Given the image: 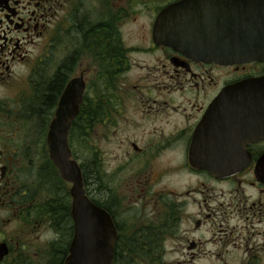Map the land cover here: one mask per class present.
Returning a JSON list of instances; mask_svg holds the SVG:
<instances>
[{
    "label": "flooded vegetation",
    "instance_id": "flooded-vegetation-1",
    "mask_svg": "<svg viewBox=\"0 0 264 264\" xmlns=\"http://www.w3.org/2000/svg\"><path fill=\"white\" fill-rule=\"evenodd\" d=\"M178 1L0 0V88L57 79L54 115L68 83L84 84L79 115L104 149L100 163L92 151L83 164L69 143L71 159L112 220L113 264L127 253L143 255L139 264H264V88L251 85L264 58L223 64L156 39ZM227 86L230 119L218 103ZM10 92L0 101V264H43L57 243L63 264L72 184L46 135L34 150L23 132L31 98Z\"/></svg>",
    "mask_w": 264,
    "mask_h": 264
},
{
    "label": "water",
    "instance_id": "water-1",
    "mask_svg": "<svg viewBox=\"0 0 264 264\" xmlns=\"http://www.w3.org/2000/svg\"><path fill=\"white\" fill-rule=\"evenodd\" d=\"M247 2L249 0H228V4H223L222 0H180L160 15L156 39H173L175 47L217 57L223 64L263 59L264 7ZM232 55H237V60H232ZM251 85L264 88V77L251 81ZM231 88L227 86L218 100L222 113L227 114L225 119H230L232 110ZM83 92L84 84L79 80L68 83L46 133L51 160L61 177L72 184L74 234L63 264H113L116 231L112 220L105 210L85 196L80 165L71 159L69 132L79 115ZM7 252L5 244H1L0 262Z\"/></svg>",
    "mask_w": 264,
    "mask_h": 264
},
{
    "label": "rangeland",
    "instance_id": "rangeland-1",
    "mask_svg": "<svg viewBox=\"0 0 264 264\" xmlns=\"http://www.w3.org/2000/svg\"><path fill=\"white\" fill-rule=\"evenodd\" d=\"M35 79H41L40 81H43L44 79H42L41 77L36 76ZM35 79H32L31 82L29 80L25 81L26 79H24L23 76H19L17 78V80L15 79V81L20 82L18 85L17 83H15L11 89L6 90V89H2L0 88V101L4 99V97L6 96V92L8 93V91H11L9 94L13 95V97L15 98L17 103L21 102V98L25 97L27 99L31 98L32 94H33V84L35 82ZM25 81V82H24ZM12 97V98H13ZM11 98V97H10ZM11 98V99H12ZM53 115V112H52ZM52 115H50L49 118H47V122L46 125H48L49 121L52 118ZM27 126H25V130L23 129L24 134L26 135H32L35 142V146H34V150H42V146L44 145V141H45V137L43 138V136L46 135V131L48 129V127L44 126L42 127L41 124L39 125V123L35 122L34 120H29L26 123ZM89 130H87L88 132ZM77 134V135H76ZM80 137L78 135V133H73L72 136L75 137ZM71 136V138H72ZM75 137V138H76ZM88 137H89V141H88ZM86 138V139H85ZM83 137V140H79V141H71L69 139V143L70 146L72 148V151L77 153V155L79 156L80 160L83 161V164L86 163L89 155L91 154V152L93 151L95 153V155L99 158V163L101 162L102 159V154H103V149H104V142L100 139L99 133L94 134L93 135V141L91 143V133H87L86 137ZM43 139V140H42ZM41 142V143H40ZM92 147V148H91ZM98 165V169L99 171L102 172V169L100 168V165ZM41 235L43 240H46L50 237L48 234H39ZM64 245H62V243H57L52 245V250H50V252L46 253V257H45V261H43V264H56L58 261V249L61 247H63ZM4 264H11L9 262H5ZM139 264V263H137Z\"/></svg>",
    "mask_w": 264,
    "mask_h": 264
},
{
    "label": "trees",
    "instance_id": "trees-1",
    "mask_svg": "<svg viewBox=\"0 0 264 264\" xmlns=\"http://www.w3.org/2000/svg\"><path fill=\"white\" fill-rule=\"evenodd\" d=\"M41 79H35L33 84V94L27 106V111L29 113L28 118L30 120H34L35 122L41 124L42 127L46 125L47 118L52 115L54 105H55V98L57 94V87L59 81L57 79L48 80L44 83V81H40ZM86 119V110H83L80 115L75 119L72 123V127L70 129L69 138L71 141H79L85 138L87 130L89 127L85 124ZM45 123V125H44ZM47 126V125H46ZM45 126V127H46ZM78 133L80 137L72 136L73 133ZM72 136V138H71ZM86 139V138H85ZM144 257L143 255L139 254H125V255H117L115 264H137L139 263V258Z\"/></svg>",
    "mask_w": 264,
    "mask_h": 264
}]
</instances>
